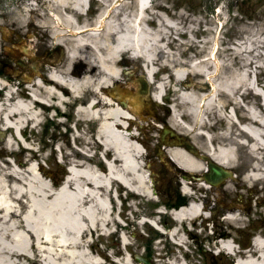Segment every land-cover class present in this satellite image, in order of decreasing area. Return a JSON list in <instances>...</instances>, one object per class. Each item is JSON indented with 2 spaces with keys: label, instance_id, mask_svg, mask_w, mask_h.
I'll return each instance as SVG.
<instances>
[{
  "label": "bare ground",
  "instance_id": "obj_1",
  "mask_svg": "<svg viewBox=\"0 0 264 264\" xmlns=\"http://www.w3.org/2000/svg\"><path fill=\"white\" fill-rule=\"evenodd\" d=\"M34 1L27 0L25 4L20 5L21 7L6 8L4 13L0 12V16L9 14L13 17L6 21L0 18L1 37L5 39L11 32L22 33L25 37L32 36L30 29L24 27L32 17H25L23 13L37 11L44 3L47 16L32 21L34 28L44 29L40 41L33 43V46L39 43L48 46L51 39L65 47V55L57 63L54 62L58 58L52 57L51 62L55 65L45 68V72L39 73L38 69H35L32 77L30 74L24 76L29 81L30 90L28 94L22 90L23 97L18 98L14 95L11 87L5 94L0 91V124L7 134L9 132L13 134L9 135L5 142L11 147L15 137L21 143L22 139L18 137L17 132L21 131L23 126L30 125L32 130L41 124L42 116L45 118L46 113L47 117L54 119L51 115L52 109L60 115L63 111L66 112L63 109L65 102L66 105H73L75 102L77 104L74 106L73 119L86 122L90 126L97 122L94 141L102 146L101 152L109 154L110 157L106 160L105 166L98 167L83 161L71 160L66 167V179L56 190L31 162L23 170L13 164L11 168L8 167L9 169L0 168V264H103L94 259L92 253L88 251L89 242L85 237L94 231L98 237L109 231V223L114 218L111 205L114 184L117 190L124 186L130 191L149 197L151 192L147 172L140 161L143 148L134 140L137 132L131 126L133 116L121 108L119 102L100 95L99 90H104L103 87L111 82L121 81L125 72L121 65L126 61L123 58L124 63L118 60L122 54L128 53L131 60L139 56L148 60V53L152 52L156 45L162 44L161 41L167 37L166 30L176 28V24L167 16L161 15L158 16L157 27L151 29L146 25L149 15L152 14L149 0H134L132 13L125 11L129 9L128 2L119 0L121 3L117 10L116 7L110 9L111 15L106 14L104 16L106 18L101 21L103 31L90 33L75 21V13L84 5L85 0H46V3L43 0H36L40 2L39 5ZM102 14L103 11L101 16ZM8 25L13 29L7 28ZM68 25L76 32L71 31L72 33L66 36L64 32ZM82 28L84 32H81ZM253 33H256L255 29ZM205 41H211V44L204 57L198 61H190L189 69H173L172 74L176 82L179 83L189 71H194L204 74L212 83V88H215L212 72L210 74L205 66L213 63L217 69L220 63L217 56L218 40L209 36ZM240 42L254 44L262 40L259 36L249 39L247 35ZM252 44L249 48L238 49V53L245 49L251 51L256 49L257 47ZM2 48L16 52L8 45H2ZM25 51L29 53L30 50ZM256 54L262 52L256 51ZM33 56L35 59L36 55ZM82 58L84 60L88 58L89 65L77 75L71 67ZM32 66L35 68L36 64ZM94 70H97V74L91 76L90 73ZM254 70L246 67L236 74L239 86L247 84V88L261 96V110L256 105H246L247 119L245 123L239 124V133L247 135L251 148L257 146L264 148V91L256 86L258 84L253 77ZM148 72V75L151 74L149 69ZM4 83L6 82L0 77V87ZM156 86L157 91L153 96L159 99L160 90L165 85ZM223 88L230 93V89ZM174 89L178 90L177 87ZM86 90L90 92L88 99L84 98ZM177 95L179 102H186L189 105L190 114L197 112L195 106L202 100L199 98L200 95L194 94L191 89H179ZM126 121L128 127L124 126ZM56 123L60 124L61 120H57ZM243 140L240 142L246 144L247 140ZM23 143L32 148L30 144L26 145L24 141ZM205 149L221 165L233 164V147L206 146ZM168 155L182 167L193 171L204 170V163L192 157L184 148H168ZM252 169L257 170H252L246 178H251L252 181L264 180L263 169L257 164ZM228 188L230 189V186ZM183 191L189 192L186 186L183 187ZM202 213L200 201L195 198L185 206L174 209L172 216L174 220L180 221L192 219ZM232 213L228 218L238 223L240 218ZM154 219L144 218L153 226L162 228L157 221V225L155 224ZM176 232L177 226L171 229L170 234L175 237ZM252 241V249L246 251L244 257L237 259V264H264V236L253 237ZM219 243L228 253L234 250L230 241L221 239Z\"/></svg>",
  "mask_w": 264,
  "mask_h": 264
},
{
  "label": "rangeland",
  "instance_id": "obj_2",
  "mask_svg": "<svg viewBox=\"0 0 264 264\" xmlns=\"http://www.w3.org/2000/svg\"><path fill=\"white\" fill-rule=\"evenodd\" d=\"M26 1L0 0V12L4 13L6 8L21 7L20 5L25 4ZM43 1L46 3L48 0ZM34 2L36 5L40 4L39 1L35 0ZM158 2L162 1L158 0ZM213 2L214 9L211 11L208 23L202 19L203 9L199 6L195 10L197 16L195 22L192 24L176 22V28L167 29V37L162 38V44L156 45L155 49L148 53V60L144 62V65L146 69L152 71L153 80L149 85L152 90L157 91L156 85L163 84L165 86L160 90L161 93L171 96L167 102L174 107V113L171 116L173 127H176L180 132L189 134L201 151L206 146L212 148L233 147L234 161L231 168L235 171L237 179L230 180V186H232L230 189L227 188V182L225 185L223 183L212 188L204 187L194 181L191 182L190 187H186L189 192H184L180 187V195L185 197V204L195 198L200 203L204 201L205 208L208 207L211 214L207 218L202 213L192 219L174 220L172 212L178 206L172 208L165 204L166 200L174 199V192L170 194V198L160 193L165 188L173 190L175 185L179 184L173 163L166 160L165 157L162 159L158 154L155 155L153 144L149 139L152 137V142H155V136L143 128L146 136L141 138L144 140L143 146L146 148L144 150L148 154H145L141 159L150 163L149 167L152 172L146 171L151 196L128 191L124 186L119 190L116 188L120 198L112 197L111 205L114 218L109 223V231L100 237L97 236L96 231L85 237L89 242L88 251L92 253L94 259L103 264H235L233 263L234 254L224 251L220 247L219 240L226 238L227 235L230 240L233 239L234 242L251 250L252 236H264V187H262L264 180L252 181L250 178L248 181H244L239 178L248 169L254 168L255 164L264 170V148L262 146L251 148L248 145L250 139L246 134L239 133L236 121L237 119L242 122L247 119L246 105H256L261 110L259 95L247 88V84L239 86L236 74L243 68L247 67L249 70L254 68L253 77L256 76V81L264 89V0H213ZM218 7L222 8L219 13H217ZM45 8L43 3L41 9L23 13L25 17H32L24 26L25 29H30L32 36L24 37L22 33L11 32L4 39L0 33V39H2L0 41V63L1 60L7 61L17 68L18 59L25 58L21 56L22 49L19 47L24 43L23 48H33L32 52L38 57L42 56L46 50L47 56L58 58L56 61L63 59L65 47L56 48L51 39L48 46H44L45 44L42 43L33 46V43L40 41L39 38L44 29L34 28L32 21L46 17L47 10ZM159 10L154 7L152 11L158 16L164 15ZM0 18L2 21H6L13 17L9 14H2ZM151 22L155 23L153 19ZM156 25L157 23L148 26L155 29ZM7 28L13 29L11 25H8ZM253 29L256 30L255 34H252ZM247 35L249 39L259 36L262 42L254 44L240 42ZM17 36L24 38L22 44H18ZM209 36L217 38L219 46L217 56L220 63L217 69L213 63H208L205 66L210 74L212 72L215 88L213 89L207 83L208 81L204 79L202 73L196 72L189 74V83L187 82V84L190 86L183 87L175 81L174 74H172L173 69L188 68L189 61H198L199 58L206 55L211 41L207 42L205 39ZM16 43L17 45H15ZM236 43H240V45H236ZM251 44L257 48L252 51L245 49L242 53H238V49L249 48ZM2 45H8L16 52L5 51ZM256 51H261L262 54L257 55ZM83 60V58L78 60L71 68L81 71ZM85 60L86 65H89L88 58ZM138 60L143 62L144 57H140ZM45 62V60H36L39 73L45 72V69L42 68L49 64ZM9 69V65H1L0 74L4 77L7 76ZM140 72L142 74L143 70ZM96 74L97 72L94 71L90 73L91 76ZM32 75L33 73H30V77ZM126 85L133 89L136 88L132 83L127 82ZM203 85L206 87L204 88ZM174 87H177L178 90H175ZM223 87L230 89V93L223 90ZM179 89H191L194 94L200 95L199 98L202 100L195 106L196 113L191 112L190 114L189 105L186 102H179L176 94ZM88 93L89 91L86 90L84 96ZM71 108L64 105L63 109L66 113L58 114V116L52 109L51 115L54 116V119L47 117L46 113L45 118L42 116L41 124L32 131H29V128L26 129V125L23 126L19 131L21 137L18 136L23 140L20 143L14 137L11 147H8L5 140L13 134L9 132L3 136L0 135V168L9 169L13 164L23 170L31 162L56 190L61 184L63 185L67 176L66 167L71 160L83 161L97 167L99 162L101 163V157L97 150H102V146L94 141V128L97 122L90 126L86 122L76 121L72 117ZM138 114L141 118H147L151 115L150 107L141 108ZM57 120H61V123L57 124ZM73 121H76L75 129L71 127V124L74 125ZM75 136L74 142L73 137ZM68 137L72 141L69 142ZM243 139L247 140L246 144L240 142L244 141ZM23 141L26 145L30 144L32 148L23 145ZM56 146H59L60 151ZM79 149H83L86 154ZM151 175L156 178L155 182L154 179L152 182ZM248 186L254 188L253 194H249L248 190L242 188H248ZM22 198L25 201V198ZM254 199L256 202L259 201V204L255 203ZM239 202H242V207L236 209L238 211L235 212V216L240 218L237 223L231 221L225 213L228 207L236 205L239 207ZM143 217L152 220L155 218L154 221L161 224L165 232L146 220L140 221ZM175 226H177L178 232L174 237L170 232ZM134 254L145 257L148 262L137 261L133 258Z\"/></svg>",
  "mask_w": 264,
  "mask_h": 264
},
{
  "label": "flooded vegetation",
  "instance_id": "obj_3",
  "mask_svg": "<svg viewBox=\"0 0 264 264\" xmlns=\"http://www.w3.org/2000/svg\"><path fill=\"white\" fill-rule=\"evenodd\" d=\"M180 2L189 7L193 5H197L198 3L206 8H208V6L210 5V0H180ZM85 3H86V8L84 10L85 15L82 16V23L85 24L87 26L86 28L89 29L94 28L95 26L93 25L99 27L100 25L99 23L104 17V16L100 17L101 11L105 9L106 5L108 4V0L104 2L105 4L97 3L95 0H85ZM191 18L192 17L189 16L187 19H191ZM181 20H183L184 22L187 21L185 19H181ZM159 119L162 120L161 118Z\"/></svg>",
  "mask_w": 264,
  "mask_h": 264
},
{
  "label": "water",
  "instance_id": "obj_4",
  "mask_svg": "<svg viewBox=\"0 0 264 264\" xmlns=\"http://www.w3.org/2000/svg\"><path fill=\"white\" fill-rule=\"evenodd\" d=\"M146 89L144 88V90H142V93H145ZM185 148H187L189 151L191 152H196V149L193 148L191 145H189L188 143L184 142ZM204 158V157H202ZM208 172H205V174H203V178L206 179L207 181L211 182L212 184H216L219 181L222 180V178L226 177L227 175H229V171L228 170H224L223 168H221L220 166L212 163V162H208L207 163ZM199 178V177H197Z\"/></svg>",
  "mask_w": 264,
  "mask_h": 264
}]
</instances>
